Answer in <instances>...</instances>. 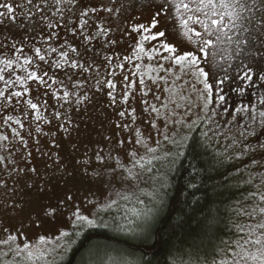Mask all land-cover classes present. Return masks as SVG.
<instances>
[{"label": "snow or ice", "instance_id": "obj_1", "mask_svg": "<svg viewBox=\"0 0 264 264\" xmlns=\"http://www.w3.org/2000/svg\"><path fill=\"white\" fill-rule=\"evenodd\" d=\"M145 2H148V0H145ZM151 2L155 3L158 0H151ZM27 4L33 5L35 9V14L32 13L31 9L23 12V15L28 20H34L36 16H39L40 22H47L46 26L51 29L53 28V23L51 22V18L46 14L50 12L51 17L59 16L64 20L63 27L68 29L73 37L80 36L81 39L80 43L75 46L67 41L60 48L51 45L46 48L34 46L32 56L23 55L24 49L18 47L14 42L8 45L7 38L0 40V47L10 46L14 53L21 54L14 55L11 58L6 56L0 58V82L5 85V87L0 88V101H3V104H0V108L4 109L3 112H0V120H2L5 126L9 124L18 126L12 129L11 138L8 135L0 133V153H7V155H0V166H2L0 168V175L6 172L7 177L15 176L18 178L21 175L27 176L30 172L39 175L35 167H29L27 164L32 153L31 151H25L28 148L29 142L22 135L25 127L24 120L29 115L36 122L35 133L37 135L33 137L30 128L28 136L37 139V150L39 151V135L51 134L43 132L40 122L51 124L53 118L56 121L63 120L64 123L58 124L57 127L68 132L69 128L67 125L72 121L67 116L65 106L86 111L88 103L92 100V93L103 91L105 87L109 89L106 94L111 104L115 105L116 96L114 93L117 88L113 80L106 77L104 79L100 78L101 69H104L107 76H115V71H108L104 68L103 64L97 63L95 57L85 58L84 53L80 51V48L83 47L85 52H87L89 45L98 36L109 35L108 29L101 27L100 24H96L90 19L91 14H98L100 9L87 6L81 7L80 0H27ZM165 5L169 6L167 11L170 16L173 15L172 10L174 9L175 21H178L179 28L183 30L182 36L187 37L196 46V52H181L176 46L162 42L166 37L165 31H153L160 23L159 17L165 12ZM18 7L26 8V5H18ZM121 8L123 9V5H121ZM0 9H6V11H0V23L3 22V18L5 17L9 19L15 18L16 12L12 4L0 3ZM246 9L251 11V8L247 4L242 3L241 0H163V3H160V6L156 9V14L153 16L150 26L141 24L131 29L134 32L147 33V35H143L136 42L133 57L140 59L141 54H144L148 57L149 61H152L154 58L152 53H155L162 60L169 61L173 67L179 66L183 74L191 73L196 78V82L203 85L202 89L194 88V91L199 93L198 99L202 100L203 103L200 106V112L196 114V119H191L189 115L193 106L190 98L186 100L183 119L177 120L170 115H166L165 127L171 121L173 125L177 126V134L176 136L165 134L164 141H156V146L154 147L148 144L140 129L137 128L134 133L135 140L132 142V150L124 149L123 152L117 151L116 155L112 154L113 150L105 151L104 148L97 149L91 155L87 150L84 152L83 158L76 161L77 165L83 169L84 175L89 180L105 181L108 185L109 193L103 209L97 208L95 212L87 209L91 213V217L85 214L83 205H76L71 193L66 194L62 199L58 200L55 205L48 204L43 207L42 216L53 219L58 214H61L63 209L71 208L70 215L67 216V228L62 229L56 237L57 242L67 243L65 251L72 247L75 243L74 238H79L83 229L101 226L95 217L99 212L117 205L119 200L132 201L133 197H135L134 203L140 205L138 209H133L132 215L135 219H129L127 225L121 224V229L127 227L128 231L134 232L136 228L149 226L158 213V206L162 204V197L166 195L167 188V173L161 172L160 168H157L156 165L161 164L166 167L169 161L175 163L177 159L185 156V154H190L193 159H196L200 155H206L210 152L216 157L217 163H220L221 159L242 161L245 157H250V164L245 165L243 170L247 179L243 180V177L241 179L243 183L251 185L254 188V191L249 192L248 196L245 197V199L251 200L252 203L247 207L236 209L238 216L247 217L248 221H254V223L233 222L236 233L235 239L222 241L224 247L216 253L211 264H264V171H251L253 168L264 169V107H262L264 106V96L260 97L257 103L244 107H236L234 112L229 113L232 119L224 120L222 126L221 122L216 119L220 114L216 111V108L213 107L209 110V105L213 104V96H216L218 106L225 105L227 101L223 95V88L221 86L229 79L228 69H232L235 76L240 81L245 82V87H247L253 82V68L246 61L235 65L228 63L227 68H225L216 61V56L219 54L218 51L213 52L211 53L213 63L218 66L219 72L213 74V82L210 83L209 72L201 65L202 59L207 62L208 49L215 47L213 40L204 39L203 35L206 34L208 37H212L216 34L215 42L220 43L221 34L228 36L225 29H228L229 25L247 32L248 28L244 26V20L247 17L243 16ZM103 11L111 13L116 11V9L105 5ZM68 14L75 15L77 23L73 24ZM69 25H71L70 29ZM191 25H198L203 30V33L197 31ZM56 26L60 27L61 25L57 23ZM176 27L177 25L174 23L173 29L176 30ZM90 28L99 29V31L92 33L85 31ZM193 36L197 39L193 40ZM48 39H53V37L49 36ZM245 39H251V37L242 38L238 42L235 50L236 56L252 55L251 51L241 53ZM228 40L231 42L232 37L228 36ZM145 41H156L158 47L154 46L151 49H146L144 47ZM115 42V40L110 38L104 46L114 44ZM44 43L47 44L48 40H45ZM161 50L169 55L163 56ZM21 56H23V59H21ZM113 59L112 56L104 57L109 67H111ZM115 59L119 61V57ZM124 59L125 61H131L132 57H125ZM16 65H19L25 75L19 74ZM116 67L123 68L124 64L117 63ZM135 67L138 70L140 69L139 64L135 65ZM147 67L148 71L156 70L151 64ZM156 67L171 74V68H165L159 63ZM6 72L7 75L5 74ZM60 72L63 73V78L58 75ZM220 73H223V75H220ZM132 75H136V73L134 72ZM143 75L145 73H141L142 77ZM180 78V76L176 77L177 80ZM149 79L153 83L157 82V77L150 76ZM260 79L264 81V76H261ZM124 80L128 81L129 77L125 76ZM31 81L36 82L38 86H42L46 90L44 94L50 95L59 105V108L53 107L51 117H46L43 111H41V107H43L44 111H47V101H44L43 106H41L38 98L36 102H34L33 98L21 99L22 97L30 96L31 88L29 82ZM139 82L141 85L145 83L143 78ZM14 86H19L21 90H11ZM128 86L129 88L132 87L131 83ZM214 88L218 89V91L214 92ZM236 91L243 94L244 88H237ZM165 92L169 93L171 101V97L181 95L183 89H180L178 92L176 88H166ZM144 94L147 95L146 92ZM181 98L183 99L184 97L181 95ZM157 99H160V97H157ZM128 100L129 92L124 91L121 103L127 104ZM20 104H24L32 112H20V114L15 116L8 114L9 106L15 111ZM150 109L157 116L161 115L160 109L155 105H151ZM145 111H148V109H145ZM221 111L228 112V109L227 107H223ZM240 113L248 114L247 121L241 122L242 118L238 119ZM126 114L132 116V123L134 124L136 119L135 109L131 111L125 109L118 113L121 118H124ZM152 127L156 128V124L153 123ZM117 128H123L129 132L132 131L131 124H118ZM157 131L159 130L157 129ZM177 136L179 137L178 139ZM253 137L256 138L254 143L250 142ZM223 141H228V143L225 144ZM118 145L123 149L124 141H118ZM137 146L143 147L145 154L139 153L136 150ZM42 155L47 156L51 160L54 154L42 152ZM258 156L259 159H257ZM93 157L95 163H93ZM21 160L25 161L24 167L19 166ZM55 160L57 162L60 160L58 154L55 155ZM56 167L58 170L60 167L58 163ZM192 167L195 172V165H192ZM66 171L65 169L62 174H66ZM149 181H151L149 185L150 191L141 188L142 182L148 184ZM13 183L15 184L16 181L14 180ZM6 185V179L0 182V187H5ZM25 186L27 188H34L36 184L34 182H26ZM192 186L195 187V185ZM114 187L122 190L113 191ZM39 190L42 191L43 189ZM142 196L146 197V199H141ZM85 203L95 208L90 198L86 197ZM216 213L217 210L211 206V202L204 205L202 215L196 220L195 227H190L182 237L188 248L197 250L202 244L203 237L216 231ZM29 220L33 222L31 217ZM36 223L39 226L38 221ZM184 223V220H178L176 226L182 227ZM102 226L108 227V223L104 222ZM5 231L8 234L3 241H0V244L8 245V251L3 253L5 257L11 253L15 257L26 254L29 260L34 256L36 258H44V250L35 244L30 245L26 242L22 246L18 245L13 249L11 244L17 241L20 232L17 230V233L14 235L9 229H5ZM44 243L45 238L41 236L39 244L42 245ZM60 247H64V243H60ZM53 251L56 250L53 249ZM97 257V264H124L123 259L117 256L107 254L100 256L97 253ZM173 264H182V262L174 258ZM203 264H209V262L205 260Z\"/></svg>", "mask_w": 264, "mask_h": 264}, {"label": "rangeland", "instance_id": "obj_2", "mask_svg": "<svg viewBox=\"0 0 264 264\" xmlns=\"http://www.w3.org/2000/svg\"><path fill=\"white\" fill-rule=\"evenodd\" d=\"M0 3L12 4L16 12L14 19L5 17L3 18V22L0 23V40L7 38L8 45L14 42L18 47L24 49L23 55L32 56L34 46L46 48L51 45L60 48L65 41L74 46L80 43L81 37H73L71 32L63 27L64 20L59 16L51 17L50 12L46 13L53 23V28L49 29L46 26L47 22H40L39 16H36L34 20L30 21L23 15V12L28 9H31L32 13L35 14L33 5L27 4V0H0ZM160 3H163V0H158V2L155 3L151 2V0H148V2H145V0H80L81 7L87 6L100 9L98 14L92 13L90 19L96 24H100L101 27L109 30L108 36L101 35L93 40L87 52H85L83 47L80 48V51L84 53L85 58L95 57L97 63L103 64L104 68L108 71H115V76H107L104 69H101L100 78L104 79L106 77L116 83L117 88L114 93L116 96V104H111L106 94L109 89L105 87L103 91L92 93V100L88 103L86 111L65 106L67 116H69L72 121L67 125L69 131L65 132L63 129L57 127L58 124L64 123L63 120L56 121L53 118L51 124L40 122L43 132L51 134L39 135V151L37 150V139L28 136L29 129L31 128L32 136L36 137V122L32 120L31 115L24 120L25 127L22 131V135L29 142L28 148L25 149V151H31L32 153L27 164L29 167H35L39 175L31 172L27 176L21 175L19 178L15 176L7 177L6 172L0 175V182H3L5 179L7 180V185L5 187H0V241H3L8 234L5 229L11 230L14 235L17 233V230H19L20 235L17 241L11 244V247L14 249L18 245L22 246L26 242L30 245L35 244L38 245L40 249L44 250V258H36L34 256L29 260L26 254L15 257L11 253L5 257L3 253L8 251V245L0 244V264H55L57 260H62L66 256L67 251H65V248H67V243L57 242L56 237L62 229L67 228V216L70 215L71 208L63 209L61 214H58L56 218L53 219L51 217L46 218L42 216V209L45 205H55L58 200L62 199L66 194L71 193L76 205H83L85 214L90 215V217L91 213L88 212L87 209H91L92 212H95L97 208L103 209L109 193L108 185L103 180H89L84 175L83 169L76 163V161L83 158V154L86 150L90 155L99 148H104L105 151L113 150V155H116L117 151L123 152L124 149L132 150V142L135 140L134 133L137 128L140 129L143 137L148 141V144L153 147L156 146V141H164L165 134L168 136H176L177 126L169 121L167 127H165V116L170 115L177 120L183 119L186 100L189 98L193 104L189 115L191 119H196V114L200 112V106H202L203 101L198 99L199 93L194 91V88L202 89L203 85L197 83L196 78L193 77L191 73L186 75L183 74L179 66L173 67L169 61L162 60L160 56H157L155 53H152L154 57L152 61H149L148 57L144 54H141L140 59L133 57V50L136 42L140 40L143 35H147V33L134 32L131 31V29L141 24L150 26L151 20L156 14V9L160 6ZM18 5H26V8L18 7ZM105 5L109 8L116 9V11L111 13L103 11ZM121 5H123V9ZM168 7V5H165V12L159 17L160 23L153 31H165L166 37L162 42L176 46L181 52H196V46L191 43L187 37L182 36L183 30L179 28L178 21H175L174 9L172 10L173 15L170 16L167 11ZM0 11H6V9H0ZM68 16L73 24L77 23L75 15L68 14ZM259 22L261 21L259 20ZM57 23L61 26L57 27ZM174 23L177 25L176 30L173 29ZM263 23L264 21L262 24ZM191 26L203 33V30L198 25ZM70 28L71 25H69V29ZM85 31L92 33L94 31H99V29L90 28ZM225 32H227L228 36L232 37L231 42H229L228 36L222 34L220 43L215 42L216 34L212 37H208L206 34L203 35L204 39H212L215 45L214 48L208 49L209 55L207 62L203 59L201 61L202 67L209 72L210 83L213 82V74L219 72L218 66L213 63V56L211 53L218 51L219 54L216 56V61L219 65H223L225 68H227L228 63L235 65L234 60L238 57L235 55L236 46L242 38L248 37L244 35L238 37V29L234 28L232 25H229V28L225 29ZM49 36H52L53 39L49 40ZM110 38L116 42L104 46ZM192 39L195 40L197 38L193 36ZM45 40H48L47 44L44 43ZM246 40L248 39H245V41ZM154 46L158 47L156 41L144 42V47L146 49H151ZM258 47L260 49V59H258V63H256L257 66L253 69V79H260L261 76H264V42L260 43ZM161 52L163 56L169 55L162 50ZM14 55L21 54L14 53L10 46L0 47V58L5 56L11 58ZM105 56H112L114 58L111 67H109L107 61L104 60ZM116 57H119V61L115 59ZM125 57H132V59L131 61H125ZM21 59H23V56H21ZM255 62H257L256 59ZM117 63L124 64V67H116ZM158 63L165 68H171V74L157 68L156 66ZM137 64L140 65L139 70L135 67ZM149 64L156 70L148 71L147 66ZM16 69L20 75H25L19 65H16ZM134 72L136 75H132ZM141 73H145V75L142 77ZM257 73L258 75L260 74V76L256 75ZM5 74L7 75V72ZM58 75L63 78L62 72L58 73ZM220 75H223V73H220ZM125 76L129 77L128 81L124 80ZM150 76L157 77V82L153 83L152 80L149 79ZM177 76L181 78L177 80ZM228 76L229 79L221 86L227 103L218 106L216 103V96L214 95L213 104L209 105V110L215 107L216 111L220 113L216 119L221 122L222 126L224 120L232 119L229 113L234 112L236 107L251 105L254 103L252 100L255 99V97H257L258 102L260 97L264 96V91L261 93L259 90L260 93L257 92L255 94L254 92L251 96L252 99L244 102L247 100L245 98L249 87H245V82L240 81L235 76L232 69H228ZM160 77H162V79H160ZM141 78L145 81L144 85H141L139 82ZM235 82L238 83L236 84ZM263 82L264 81L261 79L260 82H258L262 90H264ZM129 83L132 85L130 88L128 86ZM29 85L31 88L30 96L22 97L21 99L33 98L34 102H36L38 98L41 106H43L44 101H47V111H44L43 107H41V111H43L46 117H51L53 107L59 108L57 102L52 99L50 95H45L44 93L46 90L42 86H38L36 82L31 81ZM3 87H5V85L0 82V88ZM240 87L244 88L243 94L236 91V89ZM166 88H176L178 92L180 89H183L181 95L184 98L182 99L181 95H177L171 97V101H174L171 102L169 93L165 92ZM11 90L21 89L19 86H14ZM124 91L129 92L127 104L121 103ZM215 91H218V89L214 88V92ZM145 92L147 95L144 94ZM157 97H160V99H157ZM239 103L243 105L239 106ZM0 104H3V101H0ZM151 105H155L159 108L161 115L157 116L155 112H151ZM177 105H179V107H177ZM223 107H227L228 112H222L221 109ZM125 109H127V111L135 109L136 119L134 124L132 123V116L126 114L124 118H121L118 115L119 111ZM145 109H148V111H145ZM3 111L4 109L0 108V112ZM20 112L31 113L32 110L27 109L24 104L18 105L15 111L11 106L8 107V114L15 116L20 114ZM238 119H241V122H245L248 119V114L240 113ZM153 123L156 124V128L152 127ZM118 124H131L132 131L129 132L125 131L123 128H117ZM16 127L18 126L11 124L5 126L2 120H0V133L8 135L10 138L12 129ZM157 129L159 131H157ZM178 138L177 136V139ZM120 140L124 141L123 149L118 145V141ZM255 140L256 138L253 137L250 142L254 143ZM223 143L226 144L228 141H223ZM136 150L141 154H145V149L143 147L137 146ZM42 152L53 153V158L50 160L47 156L42 155ZM57 154L60 157L58 162L55 160V155ZM0 155H7V153H0ZM257 159H259V156ZM250 162L251 158L245 157L242 161L244 165L243 168H245V165L250 164ZM57 163L60 166L58 170L56 167ZM93 163H95L94 157ZM157 165L161 166L160 171H162V167L164 166L161 164ZM19 166L24 167L25 161L21 160ZM0 168H2V166H0ZM65 169L67 170L66 174H62ZM251 171H264V169L253 168ZM14 180L16 181L15 184L13 183ZM26 182H34L36 187L27 188L25 186ZM150 184L151 181H149L148 184L142 182L141 188L150 191ZM41 188L43 189L42 191L39 190ZM13 189H15V191H13ZM116 190L122 189L114 187L113 191ZM86 197L92 200L95 208L85 203ZM141 199H146V197L142 196ZM134 200L135 197H133L132 201L119 200L117 205H113L112 208L99 212L95 219L101 226L104 222L110 224L117 221L119 218L127 219L131 217L135 219L132 215L133 209H138L140 205L134 203ZM245 201L246 204L243 207H247L252 203L249 202V199H245ZM239 208H241V206ZM30 217L33 222H30ZM37 221L39 226H37ZM240 222L254 223V221H248L247 217L244 216H241ZM41 236L45 238V243L42 245L39 244ZM60 243H64V247H60ZM53 249L56 251H53Z\"/></svg>", "mask_w": 264, "mask_h": 264}, {"label": "trees", "instance_id": "obj_3", "mask_svg": "<svg viewBox=\"0 0 264 264\" xmlns=\"http://www.w3.org/2000/svg\"><path fill=\"white\" fill-rule=\"evenodd\" d=\"M241 2L251 8V11L246 9L243 13L247 17L244 26L248 31L238 29V37H251L245 41L241 53L251 51L252 55H240L234 60V64L246 61L254 69L260 59L258 45L264 42V0ZM258 82L260 79L254 78L250 83L245 98L247 100L244 102L252 99L254 92L263 93ZM252 102L256 103L257 97ZM241 103L239 106L243 105ZM242 161L221 159L217 163L216 157L210 152L196 159L185 154L175 163L169 161L161 171L167 173L166 195H163L158 213L149 226L136 228L134 232L128 231L127 227L121 229V224L127 225L128 220L132 219L128 217L119 218L108 224V227L84 229L79 238H75V243L67 250L66 256L55 264H97V253L100 256L107 254L120 257L124 264H173L174 258L182 264H203L205 260L211 264L216 253L224 247L222 241L234 239L236 233L233 222L239 223L241 218L236 209L240 206L243 208L246 204L245 197L254 191L251 185L243 183L247 176L243 171ZM192 165H195V172ZM156 167L161 168L160 165ZM209 202L217 210L216 231L203 237L201 246L192 250L182 237L190 227H195L204 205ZM181 219L185 223L182 227H177V221Z\"/></svg>", "mask_w": 264, "mask_h": 264}]
</instances>
